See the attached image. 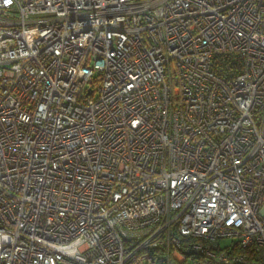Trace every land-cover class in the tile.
I'll use <instances>...</instances> for the list:
<instances>
[{
    "label": "built area",
    "instance_id": "1",
    "mask_svg": "<svg viewBox=\"0 0 264 264\" xmlns=\"http://www.w3.org/2000/svg\"><path fill=\"white\" fill-rule=\"evenodd\" d=\"M0 264H264V0H0Z\"/></svg>",
    "mask_w": 264,
    "mask_h": 264
},
{
    "label": "rangeland",
    "instance_id": "2",
    "mask_svg": "<svg viewBox=\"0 0 264 264\" xmlns=\"http://www.w3.org/2000/svg\"><path fill=\"white\" fill-rule=\"evenodd\" d=\"M95 94H96V92H95Z\"/></svg>",
    "mask_w": 264,
    "mask_h": 264
}]
</instances>
